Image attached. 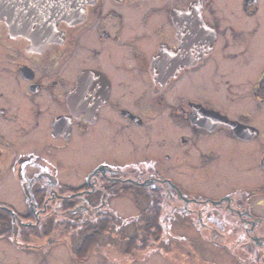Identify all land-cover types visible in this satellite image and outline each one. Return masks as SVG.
Instances as JSON below:
<instances>
[{
  "label": "flooded vegetation",
  "instance_id": "obj_1",
  "mask_svg": "<svg viewBox=\"0 0 264 264\" xmlns=\"http://www.w3.org/2000/svg\"><path fill=\"white\" fill-rule=\"evenodd\" d=\"M57 27L0 18V239L32 264H117L106 233L264 264V0H91Z\"/></svg>",
  "mask_w": 264,
  "mask_h": 264
},
{
  "label": "rangeland",
  "instance_id": "obj_2",
  "mask_svg": "<svg viewBox=\"0 0 264 264\" xmlns=\"http://www.w3.org/2000/svg\"><path fill=\"white\" fill-rule=\"evenodd\" d=\"M125 209H128V206L125 207ZM122 207L118 210L121 214H124L125 216H128V213H123L122 211H126ZM126 229H123L125 231ZM9 237V235L7 236ZM153 237H147L144 240V246H141V248L149 249L153 246H161V252L162 254L165 253L166 257L161 253H148L144 249H138L140 247L141 237L136 235L134 238L128 239L126 236H120L119 239L116 238V235L111 234H105L103 235L98 244L101 245V247H104V252H106L109 256H115V261L117 260V264H126L128 262L129 256H127L125 253H127L124 250V247H128L130 251L134 252L135 256V263L134 264H214L210 263V255L208 253L204 254H196L193 252L191 245H193V242L191 241V238L185 239L183 241H179L175 238H166L162 239L157 237L156 243L153 242ZM143 240V239H142ZM29 240H25L24 242H27ZM160 241H163L162 244ZM18 242H21L18 240ZM15 243V242H14ZM11 239L1 238L0 239V264L4 262L5 260H8L10 264H32L33 261V253L35 250L31 249V245L29 248L26 245H20V244H14ZM116 244V245H114ZM23 247L22 254L19 251V247ZM155 246V247H156ZM16 247V248H15ZM109 247V248H107ZM117 247L118 250L115 251L114 248ZM54 249H63V245H56L54 246ZM146 251V252H145ZM40 252H44L41 251ZM148 253V254H147ZM161 254V255H160ZM26 255V256H25ZM41 253H37L36 256L39 257V261L42 259ZM146 256V257H145ZM239 259L234 260H228L227 262L223 259H218L217 264H241L243 258L245 257L244 254H238L236 255ZM57 258H61L64 262V252H61ZM144 258V259H143ZM103 259L105 261V257L103 256ZM242 259V260H241ZM49 261V260H48ZM237 261V262H236ZM247 264V262H243ZM60 264V263H58ZM254 264V263H252Z\"/></svg>",
  "mask_w": 264,
  "mask_h": 264
},
{
  "label": "water",
  "instance_id": "obj_3",
  "mask_svg": "<svg viewBox=\"0 0 264 264\" xmlns=\"http://www.w3.org/2000/svg\"><path fill=\"white\" fill-rule=\"evenodd\" d=\"M21 1L0 0V18H6L13 34L45 43L53 38L60 21L79 20L91 0H35L37 4L29 11Z\"/></svg>",
  "mask_w": 264,
  "mask_h": 264
}]
</instances>
